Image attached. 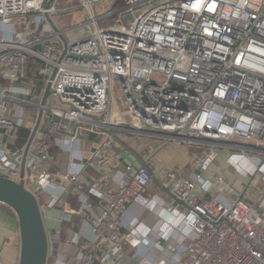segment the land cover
<instances>
[{
	"label": "built area",
	"instance_id": "obj_1",
	"mask_svg": "<svg viewBox=\"0 0 264 264\" xmlns=\"http://www.w3.org/2000/svg\"><path fill=\"white\" fill-rule=\"evenodd\" d=\"M105 1L84 0L82 7L91 14L87 22L61 28L52 17L60 11L56 0L49 8V0H0V75L8 83L0 88V177L21 179L12 159L24 150L10 151L5 139L16 140V130L26 126L25 106L40 104L29 100L35 96L30 87L20 86L34 58L44 64L41 75L66 110L45 112L50 124L45 130L41 125L32 143L25 187L43 212L63 206L61 224L83 214L84 223L91 225V237L75 233L66 244L77 247L76 264H131L121 240V218L130 203L147 202L144 194L155 178L148 163L140 170H105L117 156V132L151 133L167 142L209 149L192 157L189 177L177 179L181 171L166 172L155 195L162 204L167 192L174 203L171 210L180 217L183 264H264V188L253 185L256 179L264 182V0H123L113 13L119 20L101 29L98 22L107 16L97 18L93 7ZM46 13L65 36L88 24L94 30L84 38L67 39L64 55ZM128 15L133 21L124 20ZM19 17H29L21 30L15 29ZM91 135L105 140L85 156ZM52 144L70 152L63 173L53 171ZM218 150L233 152V165L238 158L249 160L250 154L262 157L250 176L243 174L247 191L227 182L225 190L235 199L226 202L212 194L224 177H204ZM90 169L99 177H87ZM58 181L77 196L78 211L71 210L66 195L48 191ZM56 233L55 239L60 231ZM139 240L132 229L128 243Z\"/></svg>",
	"mask_w": 264,
	"mask_h": 264
},
{
	"label": "crops",
	"instance_id": "obj_2",
	"mask_svg": "<svg viewBox=\"0 0 264 264\" xmlns=\"http://www.w3.org/2000/svg\"><path fill=\"white\" fill-rule=\"evenodd\" d=\"M111 1L113 4L112 11H117L122 8L123 0H119L120 4L118 6L115 5L116 0H110V2ZM55 18V21L60 26L62 23L60 15ZM39 75H41V72ZM7 85L8 83L0 75V88L6 87ZM20 86L25 87L22 84ZM42 96L39 97L35 95L30 98V101L38 104L41 102ZM36 112H38L37 107H27V123L30 122ZM44 118L43 124L48 128L50 124V115L46 113ZM116 135L119 141L115 148L116 154L119 155L123 149L122 145H126L137 154L138 158H140L144 164L148 163V167L155 178L152 185L148 188V191L144 194L145 201L147 202H144V200H136L130 203L121 218L124 225L121 240L124 245L126 257L130 260L131 264H183L182 258L186 252V243L183 239V235L179 232L180 230L177 229L180 226V217L171 210L174 203L168 198L167 192L163 191L164 202L162 204L155 198V195L163 186L166 172L181 171V175L177 174V179L189 177L191 175L190 161L192 157L200 156V153H194L193 150L200 152L205 148L185 146L176 142H167L162 137L151 133L134 135L126 132H117ZM88 140V152L85 156L93 152L96 146L101 145L105 138L103 136L91 135ZM190 149L192 152H190ZM59 150L64 155L63 168L60 171H54L53 166V171L63 173L67 170L69 165L70 152ZM217 155L219 156V154ZM228 155L229 154L225 152L223 167H221V169L217 167L216 169L219 172L218 176L224 177L227 182H232L244 193L247 191L246 187L249 182L243 174L246 173V171H250L252 166L245 164L244 169L238 171V175L232 174L230 172L231 168L228 162ZM213 167L216 168L215 164ZM125 168L126 166L117 160L116 157L111 165L105 167V170L110 174L115 170L124 171ZM209 172L204 174L206 179H210ZM85 174L87 177H99V173L91 169ZM218 176H216L214 180ZM47 189L53 196L59 197L66 195L67 200L71 202V210H79L80 202L77 196L68 191L67 185L64 182L58 181L57 186ZM212 194L219 195L218 197H220L223 202L235 199V196L229 194L225 190V187H221L220 184L215 185ZM199 196L206 199L208 194L200 192ZM62 209L63 206L59 205L52 210H46L44 212L46 227L51 234L55 231L56 235L57 231L61 232L62 230L61 223L58 221ZM171 228L174 230H171ZM132 229H136L140 234V240L136 245H132L127 241V237L130 235ZM77 231L78 233L82 232L87 237L92 236L91 225L85 224L84 221ZM55 235L51 236L50 241L51 256L55 257L54 264H66L62 258L60 259L59 250L55 249L52 244V238L55 239ZM19 259L20 232L17 217L12 210L0 204V264H19Z\"/></svg>",
	"mask_w": 264,
	"mask_h": 264
},
{
	"label": "water",
	"instance_id": "obj_3",
	"mask_svg": "<svg viewBox=\"0 0 264 264\" xmlns=\"http://www.w3.org/2000/svg\"><path fill=\"white\" fill-rule=\"evenodd\" d=\"M55 0H49L46 8H49ZM47 22L53 31L58 34L64 47V55L67 53L69 42L54 22L49 14H45ZM125 21H133L131 15L124 18ZM56 70L50 76L53 80ZM52 95L51 82L46 84L44 94L38 106V114L34 127L31 128V134L25 149L22 153L15 154L12 161L16 163L21 170V179L19 182L6 177H0V204L8 207L17 217L20 232V259L19 264H48L51 255L50 236L46 227L44 212L40 206L37 197L25 187L24 177L26 174V163L32 143L37 136L45 112L47 111V101ZM117 160L126 167L133 166L135 170H140L145 165L138 158L137 154L126 145Z\"/></svg>",
	"mask_w": 264,
	"mask_h": 264
},
{
	"label": "rangeland",
	"instance_id": "obj_4",
	"mask_svg": "<svg viewBox=\"0 0 264 264\" xmlns=\"http://www.w3.org/2000/svg\"><path fill=\"white\" fill-rule=\"evenodd\" d=\"M57 1V7L60 10L58 13H55L52 15V17H54V19H56L55 17H58L60 15L63 18H61V28H66V27H75L78 26L79 24H84L87 22L89 16H91L89 9L82 7L83 1L84 0H56ZM71 9V10H70ZM113 10V4L112 1L110 2V0L105 1L103 4L101 5H94L93 7V11L94 14L97 18H100L102 16H107L104 19L99 20L98 24L99 27L101 29H105L108 28L110 25L114 24L115 22H117L119 20V16L118 15H113V13L115 11ZM71 11V12H69ZM17 30H21L22 27L17 25L15 26ZM94 30V25L93 24H88L87 26L84 25L81 28H77V29H73L70 32H68L66 34V37L69 41L73 40V39H80V38H84L88 35L91 34V32ZM1 32H3L4 34H6L8 32V29L6 27H2ZM21 85V84H20ZM24 85V84H22ZM25 87H28L27 85H24ZM29 98V97H28ZM27 98V100H28ZM115 99L118 103V105L122 104V96H121V92L119 89V85L118 83H116V91H115ZM30 100V98H29ZM47 108L51 109V108H55V109H64L66 110V108L60 103V101L54 97L53 95H51L48 98L47 104H46ZM25 107H29V106H25ZM26 112H27V108H26ZM37 113L36 112L34 114V116L32 117V119L30 120V122H26V125L31 129L34 127V124L36 122V117H37ZM207 151H209L208 148L203 149L202 151H194V153H200V156L203 155L204 153H206ZM190 152H192V150L190 149ZM225 152H227L228 155V162L230 165V172L232 174H237L238 175V171L239 170H243L244 169V165L248 164L249 166H252L250 171H246V174L250 176V173H253L257 166H259L260 162H261V155L255 153V154H250L249 155V160L247 159H243V158H238V160L235 162V165L230 163V157L232 155L233 152H229V151H225V150H218L217 154H219V156L217 155L215 161L212 163L211 169H210V179H214L216 176H218V170L217 167H219L218 169H221V167H223V162L225 160ZM241 153V152H240ZM216 162V163H215ZM249 162V163H248ZM216 166V168H214L213 166ZM255 184V188L254 189H258V188H264V182L259 179V180H255L254 182ZM227 184V181H224L222 183H220L221 187H224ZM252 185V186H253ZM254 189H250V191H254ZM215 197H218L219 195L214 194ZM208 198V197H207ZM206 198V199H207ZM220 199V197H218ZM77 230L71 229V230H67V236H66V240L65 242L59 246L58 250H59V255H60V259L62 258L64 260V262L66 264H76V259L78 258V249L75 245H71L67 248L66 244L70 243V240H72V237L75 233H78ZM51 236V235H50ZM56 240H60V237L57 238ZM55 261V257L50 255V259H49V264H54Z\"/></svg>",
	"mask_w": 264,
	"mask_h": 264
},
{
	"label": "trees",
	"instance_id": "obj_5",
	"mask_svg": "<svg viewBox=\"0 0 264 264\" xmlns=\"http://www.w3.org/2000/svg\"><path fill=\"white\" fill-rule=\"evenodd\" d=\"M115 3H116L115 4L116 6L120 4L119 0H116ZM28 18L29 17H19L17 18L16 22L19 26L23 28L24 27L23 23L24 21H27ZM43 68H44V64L41 61L31 58L28 61L27 79L25 80L24 83H22L30 87L34 91L35 95L39 97L42 96L45 85H46L45 77L42 75H39V73L41 72ZM43 129L44 130L46 129V126L44 124H42V130ZM15 133L17 135L16 140L11 141V140H7V138L5 139L6 143H8L7 144L8 149L12 152L23 151L30 137L31 129L26 125L16 130ZM50 154H51V159H52L53 166H54V171H60L63 168L64 155L61 153L59 148L56 147L54 144L51 145ZM84 219H85V216L83 214H75L69 223H62L61 224L62 230L59 236L60 240H55L54 238H52V244L54 248L58 249L59 246L65 242L66 236H67V233H66L67 230H71V229L78 230L80 228L81 223L84 221ZM50 235L51 236L55 235V231L52 232V234L49 233V236ZM51 236H50V241H51Z\"/></svg>",
	"mask_w": 264,
	"mask_h": 264
}]
</instances>
